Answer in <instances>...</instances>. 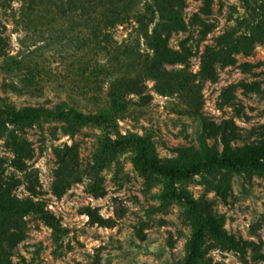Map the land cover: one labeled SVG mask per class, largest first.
Listing matches in <instances>:
<instances>
[{
	"label": "rangeland",
	"instance_id": "374dc122",
	"mask_svg": "<svg viewBox=\"0 0 264 264\" xmlns=\"http://www.w3.org/2000/svg\"><path fill=\"white\" fill-rule=\"evenodd\" d=\"M263 31L264 0H0V196L30 207L0 214V264H184L200 219L181 193L224 233L205 230L195 264H264V163L171 178L113 144L146 138L180 167L257 150ZM221 44L234 62L201 73ZM60 108L108 120L13 119Z\"/></svg>",
	"mask_w": 264,
	"mask_h": 264
},
{
	"label": "trees",
	"instance_id": "16d2710c",
	"mask_svg": "<svg viewBox=\"0 0 264 264\" xmlns=\"http://www.w3.org/2000/svg\"><path fill=\"white\" fill-rule=\"evenodd\" d=\"M32 1V0H29ZM156 30H152L148 38V44L154 51L155 55L163 60H169L171 53L165 44L164 40L156 35ZM264 34V31H263ZM233 46L235 47V43ZM220 61L222 64H232L233 58L232 54L224 47L222 44L216 47L209 48L205 51L204 56L201 61L200 72L209 75L214 62ZM72 116L77 120L93 123L97 119L107 121V115L104 112H98L93 115H86L76 109H64L60 108L54 114H47L36 109H28L25 114L14 115V120H28L32 118H37L45 116L48 118L62 119L65 116ZM117 146H123L125 144H135L139 147V159L144 167L150 171L166 175L171 178H188L197 174H200L203 170L213 166H227L232 168H242L247 166H257L260 163H264V141L255 151L246 150H234L228 145H224L223 151L220 155L209 154L205 156L202 160L188 166L180 167L172 162H160L156 158L150 156L152 149V143L142 137H132L124 140L115 141L113 143ZM18 153V151H16ZM15 165L22 167L23 163L20 158L15 159ZM179 197L183 199L189 206L190 210L200 219L197 230L192 235L190 239L189 251L184 264H195L196 260L200 257V246L204 237L205 230L208 229L214 236L221 237L224 235L221 230L219 223L215 217L204 215L198 210L196 202L188 197L186 194H179ZM30 207L20 206L14 203L6 201L0 196V214L10 215V214H24L28 212ZM5 233L2 220L0 219V242L4 239L3 235ZM12 237V235H11ZM10 240H13L12 238ZM17 238V237H16ZM17 239H14V241Z\"/></svg>",
	"mask_w": 264,
	"mask_h": 264
}]
</instances>
